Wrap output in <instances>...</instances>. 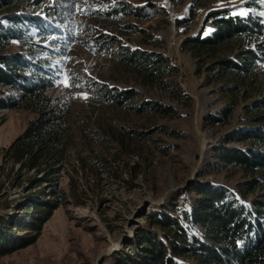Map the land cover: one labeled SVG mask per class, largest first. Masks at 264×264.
<instances>
[{"label": "trees", "instance_id": "1", "mask_svg": "<svg viewBox=\"0 0 264 264\" xmlns=\"http://www.w3.org/2000/svg\"><path fill=\"white\" fill-rule=\"evenodd\" d=\"M38 1L43 0L31 3ZM60 1H43L29 14L18 11L20 0H0V86L18 91L9 99H0V107L27 108L37 114L6 148V155L21 170L42 174L29 180L31 189L21 202L8 201L3 207L6 213L0 216V256L33 244L67 198L63 189L48 179L61 168L72 146L68 110L48 93L61 72L56 58L65 56L78 40L77 25L71 18L73 1L69 0L68 9L60 7ZM97 2L100 9L94 10V15L106 28H113L116 19L132 13L123 0ZM247 8V15L233 14L229 8L213 10L206 19L212 29L186 39L201 63L209 62L210 74L221 82L219 91L229 100L226 109L206 116L207 122H228L239 99L258 93L246 100L240 114L242 126L223 135L208 165L211 172H242L243 179L233 186L214 183L206 177V171H199L180 196L171 197L163 208L143 211L145 223L135 227L118 264H264V88L259 83L264 66V4L253 1ZM191 10L194 12V6ZM14 42L21 44V50L7 53ZM87 46L94 53L105 52L114 61L132 67L145 85L179 96L177 82L168 77L174 75L176 67L163 53L121 42L110 31L99 34ZM95 90L107 103L134 113L173 112L169 105L148 99L135 88L98 83ZM147 133L132 132L140 138ZM159 149L167 152L164 147ZM16 182L23 184L20 177ZM44 183L50 186V195L39 190ZM10 210L15 211L14 216H10Z\"/></svg>", "mask_w": 264, "mask_h": 264}, {"label": "rangeland", "instance_id": "2", "mask_svg": "<svg viewBox=\"0 0 264 264\" xmlns=\"http://www.w3.org/2000/svg\"><path fill=\"white\" fill-rule=\"evenodd\" d=\"M20 1L18 11L31 14L46 0L37 4L31 3L34 0ZM71 1L78 40L65 56L56 58L61 72L48 91L69 113L72 146L61 168L48 178L63 189L67 198L33 244L0 256V264H118L126 253L127 241L134 237L135 227L145 223L143 211L163 208L171 197L180 196L199 171H206V177L214 183L233 186L243 179L242 172H211L208 165L223 135L242 126L240 114L246 100L258 93L239 99L228 122H207L206 116L226 109L229 100L219 91L221 82L210 74L209 62L201 63L186 39L212 29L206 19L213 10L229 8L233 14L247 15L250 2L264 4V0H123L132 13L116 19L113 28H106L94 15V10L100 9L98 0ZM59 5L68 9L70 2L62 0ZM191 17L190 22L182 21ZM105 31L121 42L167 56L176 67L174 75L168 77L177 82L179 96L168 89L145 85L132 67L114 61L105 52L91 51L87 45ZM19 50L21 44L14 42L6 52ZM260 71L259 83L264 88V66ZM98 83L135 88L144 97L169 105L173 112L134 113L107 103L95 90ZM17 94L15 89L0 86V99ZM36 115L27 108L0 107V216L6 213L3 207L8 201L21 202L25 198L31 189L30 179L42 176L36 170L14 166L6 155V148ZM135 130H148L147 137L134 136ZM122 141L128 146L124 147ZM18 177L22 185L17 184ZM49 187L44 183L39 190L50 195ZM190 196L195 198L193 193ZM9 213L15 215V211Z\"/></svg>", "mask_w": 264, "mask_h": 264}]
</instances>
